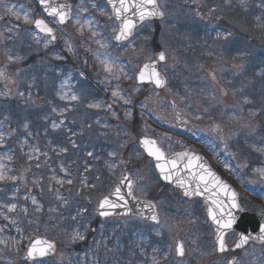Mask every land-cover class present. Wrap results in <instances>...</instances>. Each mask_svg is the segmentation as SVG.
I'll return each mask as SVG.
<instances>
[{
  "label": "rangeland",
  "instance_id": "374dc122",
  "mask_svg": "<svg viewBox=\"0 0 264 264\" xmlns=\"http://www.w3.org/2000/svg\"><path fill=\"white\" fill-rule=\"evenodd\" d=\"M17 3L12 2V0H0V14L4 16V21L0 25V72L3 73L2 76H0V106H3L4 100H7L9 102L13 100H18V101H26L25 103L34 105L36 108L39 106V101L42 100L43 98L40 97V90H41V83L40 80H37V83L32 80L31 83V88L33 92H23L24 89L20 87L19 79L20 76L22 75L21 70H18L16 73H11L10 68L13 67L14 65L19 66L18 64L21 62L20 58L17 60H10L9 59V54L12 51L9 46H13L10 44L12 41L11 34L16 37V39H19L23 31L20 30L22 27H20L19 24H28L24 22V15H30L31 20L34 21V18L32 16V10L29 7H27V0H16ZM70 1V0H67ZM79 0H76L78 3ZM100 1L102 4V0H97ZM231 1V3L236 2L237 5L241 4L240 0H228ZM104 2V0H103ZM161 8L164 11L166 15V21L163 22V25H168L169 27L172 26L173 24H176L174 20V14L177 11V8H179L178 11H181L183 8H185V11L187 8H190L192 5H197L195 9V15L199 16L202 15L206 17L203 19V23H206V19L208 17H212L213 13L217 10V5L210 4L208 0H186V2H180V0H161L160 1ZM13 3V4H12ZM84 5L83 0L82 2L78 5H74V10H73V20L72 22L68 25L67 30H64L62 32V45H65L68 47L69 53L77 54L80 48H82L80 42V38L83 35V31H81V20L79 17V14L81 11L84 9L82 8ZM105 5V4H104ZM244 5V13L240 14L239 17L236 19L233 18V21L229 23H237V22H242L243 19H250V22L253 21L254 25H256V21L258 20V23H263L262 18H263V10H264V0H246V3ZM15 6V7H12ZM9 7H12V11L9 12L8 9ZM28 8V10H27ZM92 8H95L92 5ZM25 10L28 12L25 13ZM105 11V10H104ZM13 13H18L20 15V19H16V16L13 15ZM104 14V12H103ZM77 20H79V24H77ZM104 20H107V23L110 21L109 15L105 16ZM216 21V17H212V20L209 21L210 24H214ZM24 22V23H22ZM195 23H198V20H194ZM237 25V24H236ZM204 26V24L202 25ZM104 29L108 32L106 34H98L93 37L92 44H93V58L95 62L97 63V66L100 67V76L102 75L101 72L104 74V77L102 80L100 79L101 86L105 85L104 87V93H107L109 90V85L110 84H116L119 80V76L122 75V78H125L126 76V70L122 72H119L117 64H115V60L111 57L109 54V46L111 42V37L114 34L112 32V25H109L106 27V24L103 26ZM150 28H142L139 30V35L137 34L136 37L124 48L119 50V54L123 55L124 54L128 58L127 68H128V77H133L131 79V83L128 82L126 83V89L123 88L119 83H117V87L115 88L114 91H118L120 95H122L125 99L130 100V104H127L124 102V100L120 99L119 97H114L113 95H110L109 100L102 102L100 100L97 103H88L86 104V108L95 111L96 113L98 112H106L107 114L111 115L112 119L115 120H120V114L122 112V115L127 116L128 115V120L132 124L133 129H135L137 125V119L134 118L133 113H135L134 106L131 105L136 100V96L138 94V89L134 85V74L138 69V66H140L144 62H149L152 60L153 55L152 52L150 51V48H148L147 45H141L140 43V38L143 34H146L145 31H147ZM231 32L233 33V37L230 39V41H235L237 39V36L235 35L233 29H231ZM92 33V32H91ZM102 35V36H101ZM69 39V41L66 40ZM161 44H163V47L167 50V54H169V62L166 67H163L162 71H165L166 75H170V77L174 78V81L171 82L172 85L170 84L167 89L159 94L153 93V95H147L145 99L147 100L146 102L148 103V107L151 109V107L156 106L157 112L160 114L165 111L164 114H166V120L169 123L174 122V109L172 106L169 105V101L173 100L175 101L183 110L185 114H187L188 117L191 118V125L196 124L197 122H200V118L198 117L199 111H204V116L206 117L205 120L207 121V126L205 129L207 130V133L209 131H216V123L217 119H211L209 120V117L216 114L218 110L220 109L222 105V100L220 96V92L213 87L212 84H210L207 75L205 74V70L207 69V66L211 67V70L215 72L219 78H225L226 74L229 71V65L232 62V60H229L228 56L226 55H221L219 52L218 54L213 53L207 60L205 61H199L197 59H188L187 62H193L194 66L193 68L189 67V64L185 63L184 57L179 53L175 52V40H178L179 37L177 34H170V33H162L161 32ZM241 38V37H240ZM41 41L38 39V42ZM97 41H100L103 44H106L107 47H101L100 43H97ZM258 41H264V39H258ZM79 42V43H78ZM182 43H184V40L182 39ZM10 44V45H9ZM48 42H44V48L48 46ZM139 44V47H138ZM145 49H144V48ZM72 49V50H69ZM264 50V47H263ZM261 55H264V51L259 52ZM30 53L26 54L28 56H25L24 63L29 61L33 57V53L29 55ZM80 55V53H79ZM81 57V56H80ZM99 57V58H98ZM23 59V60H24ZM109 60L112 62L113 68H112V73H109L105 70L104 64L101 63L103 60ZM22 60V61H23ZM234 61V60H233ZM238 64V63H236ZM264 64V56L263 57H255L254 63L251 65V68H257L259 65ZM125 65V64H124ZM178 68H175V67ZM263 66V65H261ZM117 68V70H116ZM122 68V67H121ZM34 69V68H33ZM36 69V67H35ZM37 70L39 71V67H37ZM187 74H184V72ZM21 73V74H20ZM26 76L28 77L29 74L26 72ZM11 74V75H10ZM179 74V76H178ZM110 75H116V76H110ZM119 75V76H118ZM108 76V78L106 77ZM75 77V78H74ZM73 77V85L71 84L70 80H66L64 85L66 86H73V88H76L77 83H79V80L76 75ZM117 77H119L117 79ZM30 77L28 78V82L30 81ZM27 82V83H28ZM181 82L184 84H189L190 87L187 89V93H190V90H193L195 86H197L194 89L193 93H190L191 95H181L182 91L179 93H176V86L175 83L180 85ZM133 83V85H132ZM263 82L260 80H257L255 82V88L256 92L259 91L260 93L264 91V85H262ZM225 89L229 93V98L230 100H235V94L237 90H230V88L225 85ZM121 90H124L122 92ZM113 91V92H114ZM140 89H139V94H140ZM61 95H67L71 96L73 95V92H71V89L68 88H61ZM239 93L241 91H238ZM60 95V99H61ZM79 100L75 101L77 104L79 101L84 99L83 101H86V97L84 95H78ZM93 96V95H92ZM108 96V95H105ZM41 98V99H40ZM63 100V99H62ZM264 101L263 99H261ZM90 104H99L100 107H89L88 105ZM217 104V106H215ZM221 104V105H220ZM108 105H111L112 110L110 111L108 108ZM238 107V106H237ZM236 107V109H237ZM263 108H264V103H263ZM133 110V111H132ZM4 112V111H3ZM261 115V114H259ZM255 116H258L255 114ZM159 122H161L162 125L164 126H169V124H165L162 122V118L157 119ZM241 119L238 117L237 119L230 117L227 120V126H224L225 134L228 136V142L233 143L232 139L235 138V136H238V132H241L240 129H235L236 127L239 126V121ZM252 119V128L255 127V121ZM29 121V120H28ZM246 121V120H244ZM9 125H11V122H8L7 116H3L0 118V131L2 130V133L4 134L2 138H5L6 140L10 141V137H14L13 132L9 129ZM28 124L26 127V130L28 129ZM250 126V127H251ZM119 128V127H118ZM242 128L245 129L246 126L244 123H242ZM25 130V131H26ZM236 131V132H235ZM114 132V131H113ZM35 134H39L36 132ZM120 132H117V137H119ZM249 136H255L256 137V132L250 131ZM258 138V137H257ZM34 141H36V138H33L31 140L30 148H31V153L29 156V159L26 161L27 163L34 164L35 169H40V173H43V170L46 169L45 166H47L48 160L43 157L38 149V147L34 144ZM259 139H257V143L259 144ZM227 142V143H228ZM128 144H129V150L130 154L129 156H126L124 159H121L120 162L117 164L118 167L115 165L112 166L113 172H117L118 176L120 177L121 175V167L120 164L121 162L125 160H130L132 162L133 160V169H131L130 173L133 176L136 175V163L138 162V156L136 154L137 148L135 146L136 141L134 137H128ZM5 146V145H4ZM258 147V146H257ZM257 155L259 152H262V154L259 156L261 158V165L256 169V172L254 176L251 178H248L249 184L254 186V190H256L257 194H260L264 197V150L258 151L256 150ZM26 155V154H25ZM21 158L20 156H18ZM88 157V155H87ZM257 158V160H260V158ZM112 159L116 158V154L111 156ZM7 159V158H5ZM7 161V160H6ZM8 162V161H7ZM6 162V163H7ZM23 164V163H22ZM120 168V171H119ZM20 169H24V166ZM246 169V168H244ZM53 172V171H52ZM51 172V173H52ZM28 173V174H27ZM25 172V176L21 175L18 177H15V179L10 180V184L7 183L6 185L13 186L15 189V194L16 195H22L23 200L21 201L22 203H29L30 208L39 205V199L40 195L43 192L44 184L43 181L38 178V175L40 173H34L35 177L31 171ZM117 174L115 175V181L118 178ZM53 181L51 182L52 187H47L51 188L50 190L54 191V187H56L60 191V196L62 198L63 192L67 190V193L72 194L74 192V183L71 178V176L68 173H65L62 177H52ZM71 180L72 183H68V180ZM137 180V189H136V195L138 197L142 198H155L160 200V205L162 209L165 208L164 213L161 214V222L158 227H152V226H145V225H140L139 223H136L134 221L124 220L123 222H118L115 221L116 223L113 225V231L112 235H117V232L119 231V234H126L128 236V233H132L133 231H139L141 233H148V236L150 234H154L159 238H165L166 242H168L169 246V252H171L173 262L172 264H227V261L229 258H217L215 249L213 248L212 245V236L210 232V228L208 225L205 223L203 218H199L200 214L199 211L196 212L194 209L195 204H181L178 202V199H175V203L173 200L169 202L170 199H168L166 193L158 186L156 183V177L153 172V169L150 167L149 163L143 162V158L139 156V176L135 178ZM7 179H5L6 181ZM84 180H85V175H84ZM59 181H64L63 184L59 183ZM82 188H86V180L83 182V186L80 184ZM71 189V192L69 190ZM90 189V187H88ZM50 191V192H51ZM111 190L105 191V192H110ZM169 193V192H168ZM83 194V193H82ZM81 194V195H82ZM100 193H95L92 195L89 199L82 200L80 199V205H79V210L78 212L81 214L80 217L82 216H88V215H94L95 208L97 206L98 200L101 198ZM104 195V194H103ZM102 195V196H103ZM75 196H79L78 193ZM27 197V199H26ZM72 198L73 195H70ZM33 198L37 201L36 204L30 203L32 202ZM56 198V195H55ZM1 202V201H0ZM174 203V204H173ZM173 204V206H172ZM68 209L71 211L73 210L72 206H67L65 205ZM173 208L175 214L182 213L185 218H179L169 215L170 208ZM4 207L0 203V218L4 221V225H10L11 224V217L7 214V212H4L5 210L3 209ZM50 210V209H49ZM52 210H54V207H52ZM9 214H13V212H9ZM194 214L199 215L198 217H195ZM7 216L8 219H5L4 216ZM50 217V216H48ZM84 217L83 219H85ZM95 218V215H94ZM38 221H40V218H38ZM43 223H49L47 219H42ZM95 220L93 221V223ZM206 225V226H205ZM110 226V224H109ZM1 227V226H0ZM43 227L40 225V223H37V226H35L36 231L33 233H28L25 230L19 231L18 239L15 244H13L12 248L19 249L20 245L24 240H26L31 234H42L45 232L41 230ZM99 229V228H98ZM108 228L104 226V231H106ZM98 231V230H97ZM76 235V234H75ZM73 235V236H75ZM177 240H181L184 243L185 249H186V256L183 260L177 261L175 259V253H174V246L175 242ZM73 241V240H72ZM80 239H77L73 241L75 244L80 243ZM104 242H108V238L103 237ZM162 243H165L163 241ZM77 246V245H76ZM131 246L135 250H139L140 244L135 246V241L131 243ZM23 255V252H22ZM139 253L134 251L131 254L130 257V262L132 264V261L138 256ZM261 257V259H264V248H256V247H251L249 248L246 252L242 253L240 256V261L238 264H255L256 258ZM61 257V254L59 253L57 255V258ZM124 257H116V260L122 261ZM264 264V261L263 263Z\"/></svg>",
  "mask_w": 264,
  "mask_h": 264
},
{
  "label": "snow or ice",
  "instance_id": "6c2138e0",
  "mask_svg": "<svg viewBox=\"0 0 264 264\" xmlns=\"http://www.w3.org/2000/svg\"><path fill=\"white\" fill-rule=\"evenodd\" d=\"M40 4L44 6V11L47 15L53 18L57 23L64 24L70 18L71 6L63 3H56L55 0H39ZM241 5L246 3V0H240ZM108 4L111 6L112 13L114 14V18L116 21H119L118 26L112 28V32L115 33L113 39L117 42H122L125 40H129L134 34L138 27V25L143 24L145 21L152 19L153 17H163L164 13L160 9V5L158 0H108ZM95 7V5H93ZM15 7V6H12ZM12 7H9L8 11H12ZM103 11V10H101ZM16 16V19H20V15L18 13H13ZM112 19L113 17H109ZM25 23H33L35 28L39 30L40 33L46 34L50 37V42L56 39L55 29L50 27L49 24L44 19H35L34 21L30 19L28 15H24L23 17ZM79 20H77V24H79ZM88 25H91V22H87ZM83 25L81 26V31H83ZM92 36H96V32L91 33ZM233 37V33L230 31H225L223 33H218L215 36V41L219 43H228L230 39ZM100 43L101 47H107L106 44ZM71 50V49H69ZM99 58V57H98ZM165 53L159 52L157 55L158 61L165 60ZM9 59H13V57H9ZM16 59H19L17 57ZM105 66V70L109 73H112V62L105 59L101 61ZM122 71V70H121ZM3 73L0 72V76ZM83 75V73H81ZM119 77H117L118 79ZM132 79V77H128ZM136 79L140 83L144 82H154L156 86H163L165 83V78L162 74L157 70L155 63H145L143 67L139 70ZM63 87V86H62ZM114 97H119L124 100L125 103H130V100L125 99L118 91H114L112 93ZM61 99H70L71 101L79 100V97L75 94L71 96L61 95ZM89 107L99 108V104H90ZM111 107V106H109ZM55 110V109H54ZM53 127H57L56 124H53ZM141 145L147 152L148 156L153 157L156 161L155 167L159 169L160 173L163 175L164 179L172 180L173 176L177 177V183L185 188L184 195H196L200 194L199 185H197L196 190H190V186H186L185 182L182 179H179V171H178V161L182 160L184 157H188L189 153H178L175 158H169L165 155L164 151L157 145L155 140L144 137L140 141ZM62 151H66V149H62ZM116 153L113 152L114 156ZM91 155V153H89ZM201 160V157L192 156L191 159L186 161L185 166L191 167L194 162H198ZM203 167L202 165H200ZM5 165L0 164V181L5 179H15V177H9L6 175L3 170ZM176 170V171H174ZM207 177H211L209 180ZM200 181L203 182L206 188L211 191L209 185L213 187H218L221 192H224L226 195L230 193L231 203L227 206L223 204L219 198L213 199L212 204L214 208L208 209V214L211 216L213 223L217 226L216 228V241L218 244V251L225 252L228 250V246L225 240V236L229 232H234L238 226V219L233 214L232 209H239L240 205L236 200V193L233 192L230 187L220 180L219 177L212 173L210 170L207 171V176H201ZM68 183H72L69 179ZM126 182V183H125ZM59 183L63 184L64 181H59ZM122 184L128 188L127 196L132 199H137V197L133 193V181L130 179V175L125 173ZM115 196V199L112 197ZM27 199V197H26ZM33 204H36L37 201L35 198L32 200ZM7 207L9 212H13L16 210V205L11 204ZM119 209H124L125 212L123 215H132L133 209L129 207L128 200L126 199L125 194L122 192L121 187L118 185L113 192H110L108 195L103 196L98 200L97 211L98 215L101 217H112L119 216L122 213L117 211ZM41 209L37 207L36 211H40ZM26 213L27 209H23ZM2 215V213H0ZM138 217L140 219H144L146 221L154 222L155 224H160L159 214L156 211V205L151 201L143 202V210L138 212ZM5 219L8 217L5 215ZM13 224L16 223L15 220L11 221ZM2 230V229H0ZM85 237L79 233L72 237V240L75 241L77 239L83 240ZM252 237L247 234V229L242 230L239 233V241L235 244V248H241L244 244H246ZM258 239L264 240V226H259V237ZM56 251V244L54 241L43 238H34L33 242L28 245L25 259L31 260L34 264H44L43 259L48 257L49 255L54 254ZM176 252L179 256H184L185 249L183 241H176ZM228 264H235V260H231Z\"/></svg>",
  "mask_w": 264,
  "mask_h": 264
},
{
  "label": "water",
  "instance_id": "95a60500",
  "mask_svg": "<svg viewBox=\"0 0 264 264\" xmlns=\"http://www.w3.org/2000/svg\"><path fill=\"white\" fill-rule=\"evenodd\" d=\"M36 1L39 4V6L44 10V6L40 4L39 0H36ZM56 3H63V2H56ZM63 4H67V3H63ZM67 5H69V4H67ZM110 8H111V6H110ZM113 17H114V14H113ZM156 18L157 17H153L152 19H156ZM0 20H1V17H0ZM118 23H119V21H118ZM156 67H157V64H156ZM144 83H149V82H144ZM163 86H159L158 88H161ZM191 157L192 156L184 157L182 160L178 161V165H179V167H178L179 179H182L185 182V185L186 186H190V190H193V191L196 190L197 185H199L200 194L188 195V196L184 195V196L186 198H189V199L190 198L191 199L192 198H197L200 201H202V203L204 204V206L206 208V215H207L209 221L213 225L214 240H215V243H216V246H217V249H218V244H217V241H216V228H217V226L213 223V221L211 219V216L208 214V209L209 208H214V206L212 204V200L209 199V197H212L213 199L219 198V200L222 201L225 206H227V205H229L231 203L230 193L226 195L224 192H221L218 187H213L212 185L208 186L209 188H211V191H209L208 188L205 187L203 182L200 181V177L201 176H207V171L210 170L208 168L207 163L201 158L200 161L194 162L191 167H186L185 166L186 161L191 159ZM155 164H156V161H155ZM200 165H202L203 167H201ZM156 169H157V171L159 173V177H160L161 181H163L164 183H167V184H171V185L175 186L176 188H179L182 191V193L184 194L185 188L181 187L177 183V177L173 176L172 180H166V179H164L163 175L160 173L159 169L158 168H156ZM174 171H176V170H174ZM207 178L209 180L211 179V177H207ZM120 187L122 189V192L125 194L126 199L128 200L129 207L133 209V213H132V215H123L125 210L124 209H119L117 211L122 213L121 215H119V217H138V212L143 210V202L144 201H139V200H136V199H132L131 197H128L127 196L128 188L125 186V184L121 183ZM230 189L233 191V189L231 187H230ZM233 192H235V191H233ZM112 199H115V196H113ZM236 200H237V203L239 204L237 193H236ZM232 212L238 219V226H237V228L234 231L238 235V241H239V233L242 230H244V229H247V234L252 237V239H250L241 248H235L236 250L244 248L250 242L264 243V240L258 239V237H259V226H264V212L262 214H260V215H250V214L246 213L241 207L239 209H232ZM142 220H144V219H142ZM147 222L155 224L154 222H151V221H147ZM229 233H231V232H229ZM226 236H225V238H226ZM31 242H33V239L29 242V244ZM177 257H182V256H179L177 254Z\"/></svg>",
  "mask_w": 264,
  "mask_h": 264
},
{
  "label": "flooded vegetation",
  "instance_id": "af4514ba",
  "mask_svg": "<svg viewBox=\"0 0 264 264\" xmlns=\"http://www.w3.org/2000/svg\"><path fill=\"white\" fill-rule=\"evenodd\" d=\"M50 25L52 26L51 23H50ZM181 115L182 116H186L185 114H182L181 109H178V111L176 113V117L177 116H181ZM186 124H190V120L187 121ZM186 126H179L178 130H175L174 126L170 128V133L174 132V134L177 137L176 138L167 139L166 141L163 140V142L165 143L164 150L167 153L174 154V153L179 152L181 150H195V151H199V152H202V153L204 151H206V149L208 148L206 144H203V143L201 144V143H198V142L192 141V140H188V141L182 140L183 138H182V136H180L179 129L185 130ZM156 135L161 138V136L159 135L158 132H156ZM182 146H183V148H182ZM137 168L139 169V166Z\"/></svg>",
  "mask_w": 264,
  "mask_h": 264
},
{
  "label": "trees",
  "instance_id": "16d2710c",
  "mask_svg": "<svg viewBox=\"0 0 264 264\" xmlns=\"http://www.w3.org/2000/svg\"><path fill=\"white\" fill-rule=\"evenodd\" d=\"M143 251L146 252L148 255H152L154 253V249H152V248L144 249ZM109 257L112 258L110 255H109ZM94 261L99 262V264H112L113 263L112 261H109V260H107V259H105L103 257L102 258L101 257L100 258H97ZM69 264H71V263H69Z\"/></svg>",
  "mask_w": 264,
  "mask_h": 264
}]
</instances>
